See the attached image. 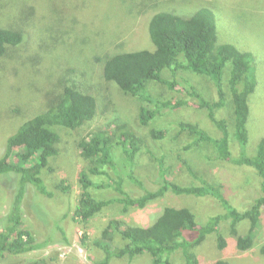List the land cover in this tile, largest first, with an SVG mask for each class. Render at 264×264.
Wrapping results in <instances>:
<instances>
[{
  "label": "rangeland",
  "instance_id": "obj_1",
  "mask_svg": "<svg viewBox=\"0 0 264 264\" xmlns=\"http://www.w3.org/2000/svg\"><path fill=\"white\" fill-rule=\"evenodd\" d=\"M136 1L139 2L137 6H129ZM144 2L146 0H0V27L24 32L23 42L18 46H10L0 58V158L6 152L10 135L26 120L45 110L47 102L60 91L64 80L75 79L81 88L88 87L98 102L97 115L86 123L85 129L56 127L60 134L57 144L59 153L49 158L48 167L41 174L54 197L43 195L30 184L26 186L22 206L25 225L32 230L38 242L46 244L21 255L1 256L0 264L16 261L30 263L44 257L54 258L53 264H105V253L96 245V241L113 218L120 219L126 225L148 226L168 205L194 209L198 214V222H206L209 217L226 212L222 204L214 199L202 200L196 196L167 193L144 208L130 207L126 211H122V204L113 201L89 223H84L78 216L73 218L82 192L80 172L88 164L78 146L81 134L88 135L110 121L108 130L112 133L115 122L120 118L126 119L135 131L144 136L151 151L156 154L145 152L139 157V166L134 167V172L144 187L131 189L134 182L128 175L132 170L122 165L123 155H119V149L115 150L116 162L114 167L108 169L112 177L118 176V172L128 177V181L123 179L122 187L130 195L138 197L158 187L159 158L166 155V164L173 165L168 171L170 179L182 185L201 184V181L194 180L182 160L178 159L182 156L197 174L203 175L211 183L228 185L232 191L228 198L241 211L249 208L258 197L264 196L260 177L254 169L255 175L253 171H247V166L235 167L229 161L213 159L212 147L193 146L185 149L190 142L189 137L183 135L174 141L171 135L175 129H171L169 136L161 140L151 137V129L159 130L169 121L179 120L200 123L213 137L221 136L220 131L209 121L207 110L199 106L198 98L191 97L189 90L181 92L177 88L171 90L157 84L152 94L157 96L158 101L183 98L190 102L176 110H164L163 115L155 118L150 126H142L138 118L141 102L125 95L115 82L104 80L100 75L101 65L97 62L99 58L123 50H153L155 45L150 37L148 19L154 12L178 9L182 12L180 15L189 17L202 8L211 9L217 24V44H234L254 57L257 87L249 97L247 152L255 154L264 136V0H148L146 12L138 15L137 10ZM231 69L232 63L229 61L224 72L225 84ZM199 78L191 80L196 84L193 87L206 99L215 98L213 80L205 76ZM226 108L228 106L219 110L217 116L227 115L228 110L224 113ZM230 144L232 153L238 155L240 146L232 135ZM91 179L103 185L112 180L111 177L100 175L92 176ZM62 181L70 187L69 191L56 188V184ZM13 184V181L6 182L0 176V221L12 208L15 195ZM227 189L226 186L225 194ZM92 191L98 198L120 197L109 186L96 190L91 188ZM67 213L69 216L64 220ZM261 222L262 225L257 229V244L242 252L236 246V238L230 236V220H223L221 230L229 236L228 247L224 252L217 250L216 237L208 235V238L214 237L200 246L203 250L201 264H211L219 258L229 259L231 264H264V207ZM61 224H68L65 235ZM246 224L250 222L244 220L238 225L241 235L246 234L249 228L245 227ZM114 236V244L122 246L124 241L121 236L117 233ZM173 259L175 264H184L181 251L176 252ZM109 264L153 263L152 257L146 253L132 259L115 258Z\"/></svg>",
  "mask_w": 264,
  "mask_h": 264
},
{
  "label": "trees",
  "instance_id": "obj_2",
  "mask_svg": "<svg viewBox=\"0 0 264 264\" xmlns=\"http://www.w3.org/2000/svg\"><path fill=\"white\" fill-rule=\"evenodd\" d=\"M146 2L137 10L138 15L146 12ZM138 4L136 1L134 5L131 3L129 6L135 7ZM171 11L164 9L154 12L148 19L150 37L155 45L153 50H123L99 58L97 62L101 65L100 75L107 82H115L125 95L141 102L138 118L141 125L146 127L150 126L155 118L163 115L164 110H176L190 102L183 98L158 101L157 96L152 94L157 84L171 90L177 88L181 92L189 90L191 97L198 98L199 106L207 110L209 121L220 131L221 136L213 137L200 123L179 120L169 121L159 130L151 129V137L161 140L169 136L171 129H175V133L171 135L174 141L183 135L189 137L190 142L185 149L193 146L212 147L213 159L229 161L235 167L247 166V171L253 173L255 170L264 192V136L259 141L255 154L247 152L249 97L257 87L253 54L241 50L234 44H217V24L211 9L202 8L189 17L180 15L182 12L178 9ZM23 40L22 30L0 27V58L7 53L10 46H18ZM229 61L232 63V69L225 84L224 72ZM199 76L213 80L216 90L215 98L212 100L206 99L196 87H193L196 84L191 80ZM62 83L60 91L49 99L45 110L26 120L10 135L6 152L0 158V176L6 182L13 181L15 194L10 212L0 221V257L6 254L21 255L38 250L46 244L38 242L32 230L25 225L22 206L26 186L29 184L35 186L43 195L52 197L53 194L48 191L41 174L48 167L49 158L59 153L57 144L60 142V134L56 127L85 129L86 123L97 115V98L88 87L81 88L75 79L64 80ZM226 106L228 108L224 113L228 110L227 115L218 117L217 112ZM115 123L112 133L108 130L110 121L88 135L81 134L78 146L88 164L80 172L82 192L73 218L78 216L84 223H89L104 207L113 204V201L122 204V211H126L130 207L144 208L167 193L178 196L191 195L202 200L214 199L222 204L226 212L213 215L206 222H198V214L194 209L168 205L155 222L148 226L126 225L120 219L113 218L96 241V245L105 253V264H109L115 258L132 259L146 253L152 257L153 264H175L173 256L178 251L183 254L184 264H201L203 250L200 246L208 243L212 237H216L217 250L224 252L227 249L229 236L224 235L221 230L223 220H230V236L236 238L238 250L247 251L257 244L256 235L257 229L262 225L260 219L264 196L258 197L249 208L241 211L229 200L232 191L228 185L211 183L203 175L197 174L182 156L178 159L182 160L190 174L194 176V180L201 181L200 185H182L170 179L168 171L173 165H167L166 155H162L158 165V187L147 190L138 197L127 193L122 185L124 180L128 181V177L134 182L131 189L137 186L144 187L134 172V167L139 166V157L145 152L149 155L156 154L151 151L146 138L135 131L126 119L120 118ZM231 135L240 146L238 155L232 153ZM118 149L119 155H123L122 165L132 170L128 177L119 172V177L110 175L108 168L114 167L115 150ZM96 175L108 176L112 180L103 185L91 179ZM106 186L113 187L120 197L103 199L91 192V188L96 190ZM226 186L228 189L225 194ZM56 188L70 190L63 181L57 183ZM54 199L56 200V197ZM67 216L69 213L64 216V220ZM244 220H248L250 224L245 225L249 228L246 234L241 235L238 225ZM61 226L65 235L68 224ZM116 233L124 241L122 246L114 244ZM210 234L214 236L208 238ZM262 251L264 252V244ZM53 262L54 258L44 257L30 263L16 261L11 264ZM211 264L231 262L229 259L219 258L214 259Z\"/></svg>",
  "mask_w": 264,
  "mask_h": 264
},
{
  "label": "bare ground",
  "instance_id": "obj_3",
  "mask_svg": "<svg viewBox=\"0 0 264 264\" xmlns=\"http://www.w3.org/2000/svg\"><path fill=\"white\" fill-rule=\"evenodd\" d=\"M153 201V200H152Z\"/></svg>",
  "mask_w": 264,
  "mask_h": 264
}]
</instances>
